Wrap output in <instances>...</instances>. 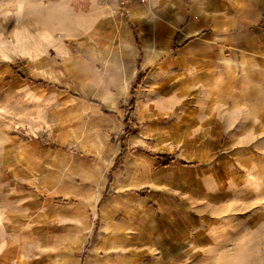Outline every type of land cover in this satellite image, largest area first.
Masks as SVG:
<instances>
[{
    "label": "crops",
    "instance_id": "crops-1",
    "mask_svg": "<svg viewBox=\"0 0 264 264\" xmlns=\"http://www.w3.org/2000/svg\"><path fill=\"white\" fill-rule=\"evenodd\" d=\"M5 89L0 264H264V0H0Z\"/></svg>",
    "mask_w": 264,
    "mask_h": 264
},
{
    "label": "rangeland",
    "instance_id": "rangeland-1",
    "mask_svg": "<svg viewBox=\"0 0 264 264\" xmlns=\"http://www.w3.org/2000/svg\"><path fill=\"white\" fill-rule=\"evenodd\" d=\"M15 75L19 76L20 73H26V69L23 68L25 66L24 63L15 62ZM19 102V97L15 94L7 91H0V149L12 150L15 148V130H17V126L15 125V103ZM128 108L126 106L123 111L124 117L128 113ZM130 113V112H129ZM130 128L133 130L134 127L130 123ZM119 140V135L113 134L111 135L110 142L116 143ZM15 178L12 175L4 174V181H14Z\"/></svg>",
    "mask_w": 264,
    "mask_h": 264
},
{
    "label": "built area",
    "instance_id": "built-area-1",
    "mask_svg": "<svg viewBox=\"0 0 264 264\" xmlns=\"http://www.w3.org/2000/svg\"><path fill=\"white\" fill-rule=\"evenodd\" d=\"M150 1L151 0H116V2L118 3V5L121 9H124V7H126L127 5H129L131 3L146 6L150 3Z\"/></svg>",
    "mask_w": 264,
    "mask_h": 264
},
{
    "label": "trees",
    "instance_id": "trees-1",
    "mask_svg": "<svg viewBox=\"0 0 264 264\" xmlns=\"http://www.w3.org/2000/svg\"><path fill=\"white\" fill-rule=\"evenodd\" d=\"M140 81H141V76L138 75L137 80H136V82H135V84H134V86H133V89H132V91H131V94L133 93V90H134L135 88H137V86H139ZM132 106H133V103L130 102L129 105H128L129 110L132 109ZM126 120H127V119H126ZM126 120H125V121H126ZM169 160H171V159H169ZM110 182H111L110 177H108V186L110 185Z\"/></svg>",
    "mask_w": 264,
    "mask_h": 264
}]
</instances>
